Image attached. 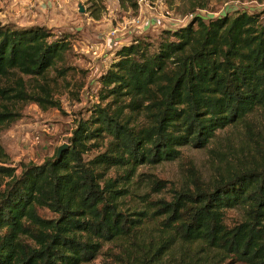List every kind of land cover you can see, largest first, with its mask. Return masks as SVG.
<instances>
[{
    "label": "trees",
    "instance_id": "1",
    "mask_svg": "<svg viewBox=\"0 0 264 264\" xmlns=\"http://www.w3.org/2000/svg\"><path fill=\"white\" fill-rule=\"evenodd\" d=\"M69 48L44 26L0 24V125L20 117L19 103L60 108L50 82L69 70L55 67ZM97 85V103L74 120L59 159L56 148L39 164L11 167L0 147V264H90L100 255L106 264H264V11L195 15L119 45ZM227 128L246 142L213 179L123 209L140 166L208 148ZM232 209L242 219L228 226Z\"/></svg>",
    "mask_w": 264,
    "mask_h": 264
},
{
    "label": "rangeland",
    "instance_id": "2",
    "mask_svg": "<svg viewBox=\"0 0 264 264\" xmlns=\"http://www.w3.org/2000/svg\"><path fill=\"white\" fill-rule=\"evenodd\" d=\"M136 1L137 9L133 11L122 7L118 0H0V24L17 27L41 25L51 29L54 35H66L70 42L69 50L55 65L69 70L63 77L50 82L53 99L59 102L60 108L19 103L14 107L20 117L12 123L0 125V147L11 167L27 162L39 164L51 157L58 146L68 144L74 120L85 117L87 109L98 101L97 81L113 58L115 47L142 36L156 39L164 29L187 24L200 10L227 12L229 15L236 11H264V0ZM165 12L169 13L170 19L163 17ZM111 31H115V35L108 39ZM91 46L92 50L89 49ZM48 77L54 79V70L49 71ZM24 79L30 81L27 77ZM251 121L258 131L260 116L255 115ZM242 133L243 130L227 128L217 132V142L208 148L182 147L178 161L140 166L129 187L132 195L124 201L123 209H138V203L142 205L148 201L169 202L172 190L192 186L194 180L203 184L209 182L217 165L224 167V161L232 164L233 156L240 154V143L246 142ZM35 134L39 137L36 144L33 141ZM95 154L92 152L88 156ZM121 174L120 170H110L107 176L113 178ZM241 219L239 209L225 213L228 226ZM107 247L111 248L108 245L104 250ZM104 259L105 256L100 255L90 264L109 263Z\"/></svg>",
    "mask_w": 264,
    "mask_h": 264
},
{
    "label": "built area",
    "instance_id": "3",
    "mask_svg": "<svg viewBox=\"0 0 264 264\" xmlns=\"http://www.w3.org/2000/svg\"><path fill=\"white\" fill-rule=\"evenodd\" d=\"M196 15L200 16V17H204V18H206V17L216 18V17L222 16L223 13H221V12L220 13H217V12L209 13L207 11L200 10V11H198V13H196ZM163 17L166 18V19H170V15H169L168 12H165L163 14ZM114 35H115V31H111L108 34V39H111ZM89 49L92 50L93 46H91ZM33 141H34L35 144L39 142L38 134H35V136L33 137Z\"/></svg>",
    "mask_w": 264,
    "mask_h": 264
},
{
    "label": "water",
    "instance_id": "4",
    "mask_svg": "<svg viewBox=\"0 0 264 264\" xmlns=\"http://www.w3.org/2000/svg\"><path fill=\"white\" fill-rule=\"evenodd\" d=\"M68 148V144L63 143L62 145L58 146L56 149V156L55 159H59L61 154Z\"/></svg>",
    "mask_w": 264,
    "mask_h": 264
}]
</instances>
